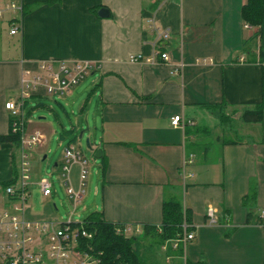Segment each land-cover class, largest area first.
<instances>
[{
    "label": "crops",
    "instance_id": "1",
    "mask_svg": "<svg viewBox=\"0 0 264 264\" xmlns=\"http://www.w3.org/2000/svg\"><path fill=\"white\" fill-rule=\"evenodd\" d=\"M11 1L0 0V10ZM21 3L22 13L4 10L0 20V137L26 70L46 60L90 62L98 114L91 151L105 158L91 213L114 225L160 227L164 201L178 196L196 236L184 251L188 264H264V109L261 122L242 120L263 101L264 64L259 29L242 19L247 0ZM178 116L185 129L172 126ZM20 152L0 142V183L12 180ZM253 188L257 197L245 207ZM151 262L166 264L161 250Z\"/></svg>",
    "mask_w": 264,
    "mask_h": 264
},
{
    "label": "built area",
    "instance_id": "2",
    "mask_svg": "<svg viewBox=\"0 0 264 264\" xmlns=\"http://www.w3.org/2000/svg\"><path fill=\"white\" fill-rule=\"evenodd\" d=\"M4 10L23 12L21 0H12ZM4 10H0V20ZM246 29L252 27L246 25ZM12 30V34L17 33ZM141 56H133L131 61L139 62ZM164 63L169 61L167 54L161 55ZM151 62L152 60H147ZM94 70L90 62H62L57 60L41 61L36 72L26 70L22 76L19 97L6 104L9 113L12 133L21 134L19 179L16 184L3 189L0 187V264H101L102 253L96 254L92 247L82 252L79 249V239L92 241L94 235L86 231L83 222L75 221L74 216L77 206L82 202L87 187L88 162L75 145L65 149L66 165L62 168L65 179L66 193L72 204V212L68 220L62 224L32 223L25 219V204L30 198L28 188L33 178V156L45 141L44 135L39 131L26 132L25 109L26 102L32 98L46 96L48 98L62 97L71 93ZM174 128H186L183 117L172 119ZM192 157L189 164H192ZM79 164L78 189L71 185L70 166ZM40 189L45 197L53 195V185L47 179H41ZM207 218L211 225L218 223L216 211L207 209ZM74 225H79L74 228ZM183 233L177 239L171 240L162 246L166 264H188L184 251L189 244L195 241V234L190 231V226L184 223ZM119 236H141L143 230L129 225H119L115 228ZM160 231V230H159ZM161 232V231H160ZM182 248L181 255L174 253Z\"/></svg>",
    "mask_w": 264,
    "mask_h": 264
},
{
    "label": "rangeland",
    "instance_id": "3",
    "mask_svg": "<svg viewBox=\"0 0 264 264\" xmlns=\"http://www.w3.org/2000/svg\"><path fill=\"white\" fill-rule=\"evenodd\" d=\"M2 28L6 32L10 31L8 23H3ZM92 78L93 76L86 78L66 96L54 98L43 96L28 101L24 120L26 132L39 131L45 138L39 151L41 158L32 160L33 178L32 184L28 188L30 198L25 204L24 213L25 219L29 222L59 225L66 222L75 210L74 205L67 196L64 185L65 179L62 176V168L66 165L65 149L73 134L66 140L61 141L59 137L60 124H63L67 130H70L72 126L76 127L77 140L74 145L82 154L84 160L88 162L86 167L88 172L86 194L77 206L74 220L83 222L96 209L97 202L99 203L101 200V196L99 198L95 196L96 188L101 180V174H98L97 167L100 160L94 159V153L87 148V140H89L90 145H94L95 139L98 138V134L94 132L98 114L96 112V97L92 94L94 86ZM38 104L44 106L39 107ZM82 108H85V110ZM234 138L237 139V136ZM238 138H241V136H238ZM15 151L17 152L18 149L15 148ZM44 157L46 159H43ZM19 164L17 165L18 169ZM68 166H70L71 185L77 190L78 180L76 177L80 171V166L79 164ZM41 179H47L53 185V195L51 197L43 195L39 186ZM145 243H148V241Z\"/></svg>",
    "mask_w": 264,
    "mask_h": 264
},
{
    "label": "trees",
    "instance_id": "4",
    "mask_svg": "<svg viewBox=\"0 0 264 264\" xmlns=\"http://www.w3.org/2000/svg\"><path fill=\"white\" fill-rule=\"evenodd\" d=\"M25 8L23 7V11ZM242 19L246 25L258 28V34L255 38L260 40V62L264 64V0H247V4L242 9ZM94 92V90H93ZM36 98V97H35ZM33 99V98H32ZM28 102H26V107ZM60 107L61 105L58 104ZM38 106H44L38 104ZM86 106V105H85ZM84 106V107H85ZM85 110V108H82ZM214 110V108H211ZM264 109V85H263V101L253 110H246L242 120L246 124H254L262 121V111ZM65 110V109H64ZM66 111V110H65ZM221 123L227 118L223 113L217 114ZM61 125L59 134L60 140L69 139L67 147L74 145L77 137L75 135L76 127L72 126L70 130L65 129ZM1 143L11 144L16 149L21 146V134H13L10 126L9 133L0 137ZM66 147V148H67ZM92 147V145H91ZM101 161H105L102 157ZM104 164V162H103ZM19 179V169L14 162L13 178L8 182L0 183V187L6 189L17 183ZM251 194L244 198L243 205L247 207L249 202L257 197V189L253 188ZM191 225V214L184 208L183 201L180 197H171L164 201L163 204V222L160 227L144 226L143 235L141 236H119L116 234L115 228L119 225L107 223L100 212H93L83 221L86 231L94 235L92 241L79 239V249L82 252L88 251V247H92L96 254L102 253L101 264H152L151 260L157 259L158 250L171 240H175L183 233V225ZM78 228L79 225H74ZM161 232H160V231ZM191 231V229H190ZM148 241L143 245L144 241ZM169 254L181 255L182 248L174 253L172 250Z\"/></svg>",
    "mask_w": 264,
    "mask_h": 264
},
{
    "label": "water",
    "instance_id": "5",
    "mask_svg": "<svg viewBox=\"0 0 264 264\" xmlns=\"http://www.w3.org/2000/svg\"><path fill=\"white\" fill-rule=\"evenodd\" d=\"M99 15H100L101 17H107V16L109 15V13H108L107 10L103 9V10H101V11L99 12ZM87 148H88L89 150H91V145H90L89 140H87ZM95 159H96V160H101V159H102V151H98V152L95 154Z\"/></svg>",
    "mask_w": 264,
    "mask_h": 264
}]
</instances>
